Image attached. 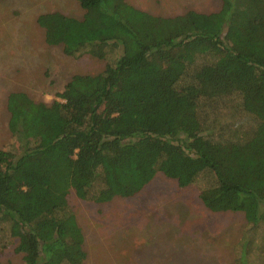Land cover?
<instances>
[{"label":"trees","instance_id":"obj_1","mask_svg":"<svg viewBox=\"0 0 264 264\" xmlns=\"http://www.w3.org/2000/svg\"><path fill=\"white\" fill-rule=\"evenodd\" d=\"M76 1L86 23L75 35L57 10L37 23L65 54L105 66L72 75L51 102L8 94L19 151L0 149V244L17 238L22 256L0 264H85L70 192L94 203L130 197L157 173L198 183L210 211L243 215L240 262L250 246L263 251L264 0L171 16Z\"/></svg>","mask_w":264,"mask_h":264},{"label":"rangeland","instance_id":"obj_2","mask_svg":"<svg viewBox=\"0 0 264 264\" xmlns=\"http://www.w3.org/2000/svg\"><path fill=\"white\" fill-rule=\"evenodd\" d=\"M126 1L161 16L188 10L209 13L221 4L220 0ZM54 10L68 20L63 24L74 35L86 23L76 0H0V149L19 151L8 129L10 92L24 91L34 100L51 102L72 75L95 74L105 66V60L88 53L65 54L64 43L39 26L38 15ZM198 193V183L180 187L161 173L130 197L94 203L70 192L68 202L84 236L85 264H264V250L252 246L246 260L239 261L246 229L243 215L210 211ZM16 243L14 237L2 241L0 262L21 261Z\"/></svg>","mask_w":264,"mask_h":264}]
</instances>
